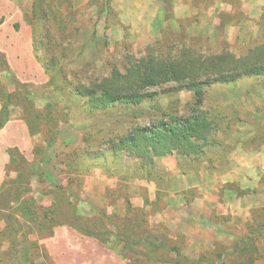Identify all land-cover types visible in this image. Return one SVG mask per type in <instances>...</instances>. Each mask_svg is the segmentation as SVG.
I'll return each instance as SVG.
<instances>
[{
    "label": "rangeland",
    "instance_id": "374dc122",
    "mask_svg": "<svg viewBox=\"0 0 264 264\" xmlns=\"http://www.w3.org/2000/svg\"><path fill=\"white\" fill-rule=\"evenodd\" d=\"M262 44L264 0H0V264H264V76L211 83L200 106L173 82L87 96L144 56ZM194 108L199 155L119 145Z\"/></svg>",
    "mask_w": 264,
    "mask_h": 264
},
{
    "label": "trees",
    "instance_id": "16d2710c",
    "mask_svg": "<svg viewBox=\"0 0 264 264\" xmlns=\"http://www.w3.org/2000/svg\"><path fill=\"white\" fill-rule=\"evenodd\" d=\"M246 76H264V44L242 57L229 52L199 58L187 55L176 59L144 56L129 64L125 75L116 73L95 84L87 96L95 107H105L119 100L129 104L139 99L143 90L173 82L181 89L193 91L195 104L200 106L204 103L205 88L209 84L231 83ZM193 113L194 117L172 124L137 128L124 135L119 145L138 150L149 158L151 154L163 156L174 151L199 155L203 147L200 141L206 140L211 121L200 108H194ZM123 258L130 262L125 254Z\"/></svg>",
    "mask_w": 264,
    "mask_h": 264
},
{
    "label": "crops",
    "instance_id": "0c3cea01",
    "mask_svg": "<svg viewBox=\"0 0 264 264\" xmlns=\"http://www.w3.org/2000/svg\"><path fill=\"white\" fill-rule=\"evenodd\" d=\"M5 163H6L5 157L3 155H1L0 156V188H1V185H3V182H4V174H5L4 173V165H5ZM196 185L199 186V184H196ZM200 186H202V185H200ZM205 189L207 190L206 186H205Z\"/></svg>",
    "mask_w": 264,
    "mask_h": 264
}]
</instances>
